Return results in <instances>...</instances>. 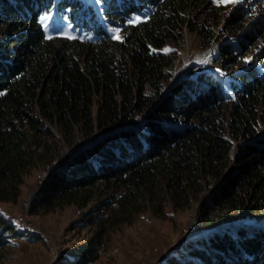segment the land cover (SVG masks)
Here are the masks:
<instances>
[{"label": "trees", "instance_id": "trees-1", "mask_svg": "<svg viewBox=\"0 0 264 264\" xmlns=\"http://www.w3.org/2000/svg\"><path fill=\"white\" fill-rule=\"evenodd\" d=\"M220 8L0 0V200L16 203L25 178L45 169L34 211L95 203L91 239L64 264L94 261L103 236L142 212L195 202L199 225L213 228L163 264H264V45L257 63L240 61L264 44V26L246 27L244 10L228 16L224 29L240 41L223 47V60L240 67L227 84L210 70L174 80L175 56L164 50L181 47L187 28L210 43ZM49 12L93 37L47 34ZM15 233L0 212V264Z\"/></svg>", "mask_w": 264, "mask_h": 264}, {"label": "rangeland", "instance_id": "rangeland-1", "mask_svg": "<svg viewBox=\"0 0 264 264\" xmlns=\"http://www.w3.org/2000/svg\"><path fill=\"white\" fill-rule=\"evenodd\" d=\"M209 1L222 7L219 12L221 20L209 28L213 29L216 37L205 44L200 32L187 28L181 47L168 45L164 48L175 56L174 80L188 73L197 74L201 70H210L218 75L223 84H227L230 72L240 67L235 65L230 70L226 68V61L223 60L225 58L222 53L223 47L231 43L236 49L235 44L240 41L238 36L224 29L228 16L233 11L244 10L249 17L246 27L258 21L264 26V0H235V3L227 4L221 0ZM198 8L190 13L191 17L197 16ZM42 22L47 34L93 37V34H87L57 12L43 15ZM109 29L111 33L119 34L116 27ZM263 45L241 52L240 61L257 63L256 55ZM48 175V170H35L25 178L21 196L16 203L0 200V212L16 227V233L11 236L7 256L2 264H64L65 260L73 256L77 247L91 239L92 230L95 229V224H92L91 220L98 213L94 211L95 203L84 209L71 204L50 212L33 210L34 199ZM198 208L199 202L185 209H177L169 204L164 216H157L150 210L138 214L130 224H122L103 236V244L98 255L89 264L167 262L169 256L178 251L185 240L202 235L213 228L199 225ZM20 217H23L25 222H20ZM244 219L251 221L254 218Z\"/></svg>", "mask_w": 264, "mask_h": 264}, {"label": "snow or ice", "instance_id": "snow-or-ice-1", "mask_svg": "<svg viewBox=\"0 0 264 264\" xmlns=\"http://www.w3.org/2000/svg\"><path fill=\"white\" fill-rule=\"evenodd\" d=\"M223 3H235V0H221Z\"/></svg>", "mask_w": 264, "mask_h": 264}, {"label": "built area", "instance_id": "built-area-1", "mask_svg": "<svg viewBox=\"0 0 264 264\" xmlns=\"http://www.w3.org/2000/svg\"><path fill=\"white\" fill-rule=\"evenodd\" d=\"M20 222H25L23 217H20Z\"/></svg>", "mask_w": 264, "mask_h": 264}, {"label": "water", "instance_id": "water-1", "mask_svg": "<svg viewBox=\"0 0 264 264\" xmlns=\"http://www.w3.org/2000/svg\"><path fill=\"white\" fill-rule=\"evenodd\" d=\"M44 184V183H43Z\"/></svg>", "mask_w": 264, "mask_h": 264}]
</instances>
